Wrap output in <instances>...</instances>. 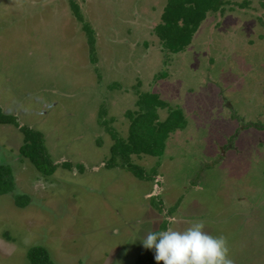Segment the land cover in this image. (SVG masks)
I'll return each instance as SVG.
<instances>
[{
  "label": "rangeland",
  "instance_id": "obj_1",
  "mask_svg": "<svg viewBox=\"0 0 264 264\" xmlns=\"http://www.w3.org/2000/svg\"><path fill=\"white\" fill-rule=\"evenodd\" d=\"M263 1L209 13L173 54L155 30L167 0H76L83 21L70 0H0V107L41 131L57 164L44 175L20 153V126L0 124L15 176L0 195V264H32L36 246L54 264H134L149 231L192 223L226 238L233 264H264ZM143 92L187 125L163 155L133 156L140 178L111 151Z\"/></svg>",
  "mask_w": 264,
  "mask_h": 264
},
{
  "label": "trees",
  "instance_id": "obj_2",
  "mask_svg": "<svg viewBox=\"0 0 264 264\" xmlns=\"http://www.w3.org/2000/svg\"><path fill=\"white\" fill-rule=\"evenodd\" d=\"M71 7L78 19L83 21V15L76 0H70ZM240 8H248L252 0L238 2ZM232 0H167L162 13V21L155 30L161 40L164 49L173 54L184 52L192 43L195 33L198 32L202 22L211 12L224 13L228 6L234 9ZM264 7V1L262 2ZM261 20V18H260ZM86 30H91L89 24L84 25ZM91 51L94 57L95 41L89 36ZM138 109L128 110L130 118L128 137H122L119 133L112 131L115 143L112 146V162L129 168L140 178L145 177L146 170L134 163L133 156L142 157L150 155L159 157L163 155L166 144L173 133L184 129L187 119L183 109L173 108L162 98L159 93H139ZM168 109V116L162 119L161 110ZM18 118L5 114L0 107V124H16ZM24 133V141L20 147L23 157L31 162L44 175H51L57 169V164L51 159L45 145V135L38 130L29 128L26 125L20 126ZM109 167L112 165L109 163ZM15 191V176L9 165H0V195L11 194ZM31 199L25 198L20 201L17 197V204L24 207ZM172 211V209H171ZM28 257L32 264H54L51 254L46 247L36 246L29 250ZM134 264H156L152 250L144 249L140 252ZM161 264V262H160Z\"/></svg>",
  "mask_w": 264,
  "mask_h": 264
},
{
  "label": "clouds",
  "instance_id": "obj_3",
  "mask_svg": "<svg viewBox=\"0 0 264 264\" xmlns=\"http://www.w3.org/2000/svg\"><path fill=\"white\" fill-rule=\"evenodd\" d=\"M142 243L153 251L156 264H233L226 238L206 232L202 223L183 229L152 230Z\"/></svg>",
  "mask_w": 264,
  "mask_h": 264
}]
</instances>
